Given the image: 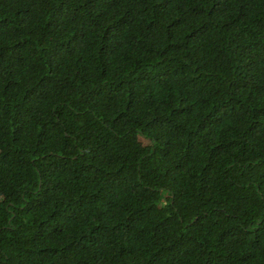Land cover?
<instances>
[{"label":"trees","instance_id":"trees-1","mask_svg":"<svg viewBox=\"0 0 264 264\" xmlns=\"http://www.w3.org/2000/svg\"><path fill=\"white\" fill-rule=\"evenodd\" d=\"M0 264H264V0H0Z\"/></svg>","mask_w":264,"mask_h":264}]
</instances>
